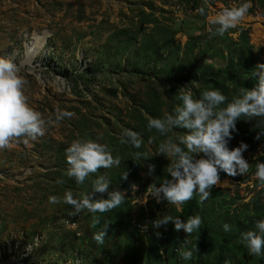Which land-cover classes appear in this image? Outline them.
Wrapping results in <instances>:
<instances>
[{"label":"rangeland","instance_id":"rangeland-1","mask_svg":"<svg viewBox=\"0 0 264 264\" xmlns=\"http://www.w3.org/2000/svg\"><path fill=\"white\" fill-rule=\"evenodd\" d=\"M244 2L246 14L223 35L216 34L211 20ZM43 33L48 35L43 51L29 63L30 40ZM242 38L250 43L254 64L264 63V0H0V56L20 63L26 103L52 120L43 135L13 137L0 148V264H186L191 256L195 264H212V257L199 256L200 242L188 247L194 231H175L172 222L152 226L164 215L175 218L185 203L157 202L150 185L167 177L169 161L157 155L158 145L187 130L174 128L165 137L146 125L171 113L180 87L194 97L209 88L200 84L203 68L225 69L228 51L237 55L234 46ZM61 111L72 116L56 121ZM255 118L263 121L261 130ZM236 128L229 147L240 141L248 145L242 155L249 170L214 185L221 191L215 213L229 217L227 223L216 217L210 241L231 236V225L250 217L254 203L264 206V182L251 174L255 161L264 157V135L256 139L264 131V117H241ZM126 130L137 133L139 148L121 143ZM76 138L105 145L120 164L100 168L77 185L65 174L64 157ZM137 152L142 156L134 161ZM149 164L154 166L150 175ZM99 175L110 181L109 190L121 192L118 207L73 215L70 205L48 202L50 195L62 198L65 191L78 199ZM102 230L98 244L93 233ZM247 256H233L228 264L257 263L248 250Z\"/></svg>","mask_w":264,"mask_h":264},{"label":"clouds","instance_id":"clouds-1","mask_svg":"<svg viewBox=\"0 0 264 264\" xmlns=\"http://www.w3.org/2000/svg\"><path fill=\"white\" fill-rule=\"evenodd\" d=\"M248 3L238 7H228L216 15L211 23L216 25L215 33L223 35L228 29L246 14ZM205 15L204 8L198 9ZM256 83L251 88L241 87L238 93L226 102V97L218 89L207 88L194 97L191 90L185 86L176 91L178 104L165 114L163 118H150L146 127L156 130L161 136L167 137L174 128L187 130L182 135L166 138L158 145L157 155H163L168 161L167 177L158 186H151V194L157 200H166L168 204L180 205L190 200L195 192L204 201L209 196V189L220 179L219 173L227 176L243 175L249 170V163L244 153L248 145L240 141L238 146L229 147L233 133L237 132L236 123L241 117L251 119L264 117V63H257L252 70ZM25 81L21 75V65L10 56H0V148H5L13 137H28L35 139L44 134L45 121L41 114L33 110L23 94ZM72 113L61 111L56 115V121L62 117H71ZM264 135L257 134L256 139ZM26 142V141H25ZM129 143L139 148L141 141L137 133L126 130L121 135V143ZM142 156L137 152L135 159ZM67 169L65 174L73 178L77 185L85 182L90 174L98 169H108L120 164L119 157L114 158L105 145L92 139L76 138L64 149ZM148 158L145 157L144 160ZM143 160V161H144ZM148 174L154 171L149 164ZM127 172L121 178L127 179ZM255 177L264 182V162L255 164ZM110 181L99 175L91 180V190L80 197L74 198L71 191H65L62 198L55 195L48 197L50 204L64 203L72 207L73 215L86 209L89 213H104L123 202V196L118 190H109ZM101 194V198H93V194ZM106 195L107 198H103ZM98 221L93 218V225ZM172 222L175 231L183 230L191 234L201 224L199 216H189L186 220L179 217L164 215L152 221L153 228ZM228 225H223L228 231ZM104 230L93 233L96 243H103ZM156 235H159L157 232ZM240 239L250 255H264V217L254 222L251 230L242 232ZM190 252L185 251L183 258L188 259Z\"/></svg>","mask_w":264,"mask_h":264},{"label":"trees","instance_id":"trees-1","mask_svg":"<svg viewBox=\"0 0 264 264\" xmlns=\"http://www.w3.org/2000/svg\"><path fill=\"white\" fill-rule=\"evenodd\" d=\"M239 43V46L233 45L237 50V55L236 52H233L232 50L228 51L229 61L227 62L225 69L213 71L210 68H203L199 78L200 84H204L205 87H211L221 91L226 97V102H228V98H232V96L236 95L241 87L251 88L256 83V77H253L251 73L255 64L253 62L250 43H248L246 38H242ZM225 85L230 86V88H227ZM255 121L259 125L263 123V121L258 118H255ZM261 127L262 125L259 126L260 130ZM257 162H264V157L258 158L255 161V164ZM254 172L255 165L251 170V174L254 175ZM219 176V180H224L226 174L221 172L219 173ZM208 191L209 196L204 201H200L199 195L194 192L193 197L190 200L185 201L181 212H175L176 217H179L182 221L186 220L189 216H199L201 219L199 228L194 230L195 240L193 243H190L188 247L193 249L195 248L194 245L199 244L198 242H200L199 256L208 255L212 257V264H228V260L233 256L248 258L247 248L242 246V244L240 245L238 241L241 240L240 235L242 232L253 229L254 222L264 217V206H260L258 202L254 203L252 210L253 214L250 217L247 216L241 222V225H231L229 232L232 234L231 236H216L210 241V235L217 227L216 217L220 215V218L227 223V217H229V214L226 212L224 215H221L220 211H218V214L215 213V205L221 204V201L219 200L221 191L216 190L215 186H212ZM129 209H131L130 206ZM112 212L113 214L115 213L114 211ZM129 222H131V216ZM196 236H200L201 238H196ZM262 251H264V249H262ZM195 261L196 258L191 256L186 264H195ZM256 262V264H264V255L256 256Z\"/></svg>","mask_w":264,"mask_h":264},{"label":"bare ground","instance_id":"bare-ground-1","mask_svg":"<svg viewBox=\"0 0 264 264\" xmlns=\"http://www.w3.org/2000/svg\"><path fill=\"white\" fill-rule=\"evenodd\" d=\"M33 36V35H32ZM48 35L43 33L41 36L34 35L30 40L31 47H28L27 60L33 61L43 51V46L46 44Z\"/></svg>","mask_w":264,"mask_h":264}]
</instances>
